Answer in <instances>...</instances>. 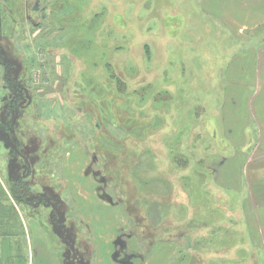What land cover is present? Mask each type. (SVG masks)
Masks as SVG:
<instances>
[{"label": "rangeland", "instance_id": "1", "mask_svg": "<svg viewBox=\"0 0 264 264\" xmlns=\"http://www.w3.org/2000/svg\"><path fill=\"white\" fill-rule=\"evenodd\" d=\"M211 2L0 0V168L9 177L12 146L25 148L32 163L25 187L58 198L63 230L59 221L47 224V204L39 211L60 264L96 261L63 178L72 145L88 147L89 177L125 211L137 255L174 242L182 264H264V118L249 105L264 95L256 88L264 69L251 56L262 55L264 27L233 33L221 20L229 0ZM164 97L171 103L161 105ZM129 138L140 144L132 163L121 154ZM27 142L42 152H28ZM190 152L182 182L185 165L173 162ZM26 250L20 241L18 261L2 264H22Z\"/></svg>", "mask_w": 264, "mask_h": 264}, {"label": "crops", "instance_id": "2", "mask_svg": "<svg viewBox=\"0 0 264 264\" xmlns=\"http://www.w3.org/2000/svg\"><path fill=\"white\" fill-rule=\"evenodd\" d=\"M241 1V6L235 10L234 4ZM210 2L211 0H206V3L212 6V2ZM204 8L206 9L205 6ZM225 10L227 15H224L221 20L226 23H223L224 25L233 30V33H241L247 36L249 32H256L264 27V0H229V7H226ZM235 11L241 12L240 18L233 16ZM208 13L212 14L209 10ZM261 49L262 55H259L260 50L251 54L254 57L256 70L257 68L258 70L264 69V48ZM256 70L255 72H257ZM4 82L7 83L5 79ZM256 85L258 91L264 93V70L263 75L258 76ZM250 101L249 105L252 103L251 106H258L259 108L257 121L263 120L264 95L253 96ZM255 108L252 107L251 109L255 110ZM257 132L263 133V126L260 122ZM85 147L87 150L83 145H72L63 158L62 168L66 192L68 191L72 203L73 214L80 223L78 226L80 232L84 231L95 246V264H119L114 256L117 247L115 242L117 238L122 239L124 234H129V222H127L126 213L122 207L110 199L111 195L104 193L99 183L96 186L95 179H90L88 147L86 145ZM69 170L72 174L69 173L68 175ZM2 174L0 168V264H2L3 259L18 261L16 250L19 248L20 241H26L27 244V260L22 264H60L57 250L52 244L53 241L46 225L40 221L39 206L45 204L42 203L44 199L39 201L35 199L30 188L27 197L21 198L23 193L16 196L8 185L14 181L19 183L18 180L3 177ZM74 185L81 186L78 192H74ZM93 185L95 187L91 193L89 186ZM47 202L48 205H44V208L48 210L50 201ZM124 241L129 253H142L136 238L128 237ZM182 252V247L179 244L161 242L154 245L145 257L138 259L132 256L129 262L133 264L138 260L139 264H182L186 261Z\"/></svg>", "mask_w": 264, "mask_h": 264}, {"label": "trees", "instance_id": "3", "mask_svg": "<svg viewBox=\"0 0 264 264\" xmlns=\"http://www.w3.org/2000/svg\"><path fill=\"white\" fill-rule=\"evenodd\" d=\"M13 83H15V82H7V87H8V85H10L12 88L14 87V88H18V87H20V86H18L19 84L17 83V84H15L16 86H13L12 84ZM9 86V87H10ZM19 89V88H18ZM169 100V102L171 103V101H170V98L169 97H164L163 98V100L162 101H160V103H161V105H163L164 106V102L166 101V100ZM118 107H120V106H118L117 105V107L116 108H113L112 110H115V111H117L118 110ZM164 112H166V110L164 111ZM165 114V113H164ZM31 118H33V119H35V116L34 115H32L31 116ZM162 118V117H161ZM163 119H164V117H163ZM35 124H36V122H34V124H33V126L35 127ZM32 125H30V127L29 128H27L28 130H31L32 128H34L33 126L31 127ZM27 130V131H28ZM162 130V129H161ZM28 132H30V131H28ZM138 133V132H137ZM148 134V132H145V133H142V135L143 136H140V137H144V135H147ZM12 135V134H11ZM13 136V135H12ZM33 136H34V134H33ZM33 136H27V137H30V138H32ZM152 135H150L148 138H150ZM135 137H137V136H133V138H135ZM177 137V136H176ZM181 136L179 135L177 138H175V139H179ZM174 139V140H175ZM173 139H171V138H168L166 141H167V144L168 145H170L171 147L172 146H174V143H172L173 141H174ZM31 141V140H30ZM132 142V144L131 143H129V142ZM28 144H27V150H28V152H30V153H32V154H40L41 152H42V150L41 149H39V150H36L35 149V146H33L32 144L33 143H29V142H27ZM6 144H7V142H6ZM35 144V143H34ZM140 144H138V145H133V139H128V140H125V143H124V146H123V148H122V155H124V160H126V158H127V156H128V159H130L129 161L132 163V162H136V157H137V153H138V150H140ZM16 147H17V145H16ZM132 147V148H131ZM18 148H20V146H18ZM149 153H150V151H147V155H149ZM192 152H190V156L188 157V158H186V159H184V160H182V158H175L174 159V162H173V164H174V166L175 167H177V163H179L180 165H182V163H184V165H185V168H183L182 170H180L179 172L182 174V177L180 178V180L182 181L184 178H186L185 176H186V173L184 172V170L185 169H188L189 168V166H187L189 163L191 164V160H192V154H191ZM24 156V157H23ZM11 158L12 159H14V161H12V163L10 164V166H11V169H12V171H14L15 170V168L16 167H20L21 166V171L19 172V173H21V172H23L22 170H24V169H26V170H28V168L32 165V163H31V160H30V155L26 152V150H25V148H24V152H21L19 149H17V151L15 152L14 150H13V155L11 156ZM23 160H26L28 163H24L23 162ZM17 161H21V163L19 162H17ZM30 161V162H29ZM14 163L16 164V165H14ZM176 163V164H175ZM22 166H23V168H22ZM159 169V168H158ZM160 169H165L166 171H168L167 169H168V166H166V164H162L161 165V168ZM21 175V174H20ZM46 177H48V176H46ZM49 177H53V173H51V174H49ZM18 180V182L19 183H17L16 181H14L13 182V184H14V187L11 189L12 190V192L13 193H15V195L16 196H19L20 195V193H22V191H23V189L25 188L24 186H23V184L21 183V181L19 180V179H17ZM176 182H178L179 183V179L178 180H176ZM183 182V181H182ZM25 184V183H24ZM50 184H51V182H50ZM168 188V187H167ZM171 188H173V190H174V193H175V190L177 191L178 189L177 188H175V187H171ZM151 189L152 190H155V187H154V185L152 184L151 185ZM25 190H26V193L28 192H30V190H29V188H25ZM0 197H1V191H0ZM149 198H151V197H149ZM162 206V205H161ZM162 208H163V211L166 209L164 206H162ZM211 216V215H210ZM178 218V220H176V222L179 224V223H181V219L183 220V217H177ZM2 220V219H1ZM206 223H208V222H206ZM194 225H196L195 223H194Z\"/></svg>", "mask_w": 264, "mask_h": 264}, {"label": "flooded vegetation", "instance_id": "4", "mask_svg": "<svg viewBox=\"0 0 264 264\" xmlns=\"http://www.w3.org/2000/svg\"><path fill=\"white\" fill-rule=\"evenodd\" d=\"M5 81L7 82V78L5 79ZM19 86V85H18ZM13 147V149L12 150H14L15 152L17 151L15 148H16V145H13L12 146ZM24 157V156H23ZM23 162L25 163H28L26 160H23ZM11 164V163H10ZM31 167V166H30ZM29 167V168H30ZM22 168H23V166H22ZM28 168V169H29ZM21 171V166L19 167H16L15 168V170L12 172V169H11V166H9L8 165V168H7V173L9 172V177H10V179H14V180H17V179H19L20 181H21V183L23 184V186L25 187V184L23 183V182H26V179H27V177L28 176H31V175H29L30 173H31V171L27 174L26 172H24V171H26V169H24V170H22L24 173L23 174H21L20 175V172ZM26 188V187H25ZM25 188L23 189V191H22V193H23V196H21V198L22 197H27L28 196V192L26 193V190H25ZM34 198L35 199H38V201L41 199H44V200H47V201H50V208L47 210V211H49V216L48 215H46L47 213H45L44 212V217H49L50 219H48L50 222L49 223H47V224H52L53 225V223L54 224H56L55 222H57V221H59L60 222V226L57 224V226L59 227V229L61 228L62 230H63V226H62V221H60L61 220V217H60V219H59V216H60V214H59V207H60V203H58V198L55 196V195H52V194H50V193H45V194H43V193H39L38 195H34ZM45 204H47L48 205V202L47 203H45ZM53 221H55V222H53ZM63 221H65L66 222V220L63 218ZM64 222V223H65ZM129 222V221H128ZM46 225V224H45ZM46 226H48V225H46ZM49 227V226H48ZM130 227H131V225H130ZM65 230V229H64ZM128 231H130V229L128 228ZM66 232H68L67 230H66ZM69 233V232H68ZM129 234H124L123 236H122V239L121 238H117V241L115 242V245H117V247H116V251H115V254H114V256H115V258H116V261L119 263V264H130V262H129V259L132 257V256H134V257H136V258H142L140 255H137V254H135V253H129L128 251H127V248L125 247V245H126V242L124 241V239H128V237H130V238H135V234L133 233H131V232H128ZM61 239H63V241H65L69 246H71L70 245V243L72 242V240H71V238H70V236H66V234L62 231L61 232ZM68 245H66L67 247H69ZM74 249V248H73ZM72 250V249H71ZM64 257H66L65 255L63 256V260H64ZM76 257V254H75V256H73V255H71L70 254V258H67V263H69V262H72V260L74 259ZM80 260V259H79ZM71 264H73V263H71Z\"/></svg>", "mask_w": 264, "mask_h": 264}]
</instances>
